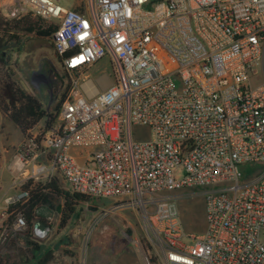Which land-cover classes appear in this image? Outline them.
<instances>
[{"label":"built area","instance_id":"2783aa9c","mask_svg":"<svg viewBox=\"0 0 264 264\" xmlns=\"http://www.w3.org/2000/svg\"><path fill=\"white\" fill-rule=\"evenodd\" d=\"M16 1L9 18L58 26L55 81L70 88L10 164L0 258L26 244L22 185L58 175L135 212L148 264H264V169L244 173L264 166V0ZM103 59L112 76L98 88L87 73ZM199 187L184 195L204 199L202 234L184 230L178 194Z\"/></svg>","mask_w":264,"mask_h":264},{"label":"rangeland","instance_id":"374dc122","mask_svg":"<svg viewBox=\"0 0 264 264\" xmlns=\"http://www.w3.org/2000/svg\"><path fill=\"white\" fill-rule=\"evenodd\" d=\"M60 3L69 8L73 0H61ZM17 6L16 0H0V13L7 19H12L7 14ZM4 42L5 40L0 42V46L3 45L0 47V58L7 61L15 79L41 99L49 116L56 118L64 87L59 89L55 81L57 72H61V66L54 52L52 39L21 35L19 40ZM43 70L50 71L48 78L40 74ZM87 75L99 88V79L112 76L110 63L107 59L101 60ZM46 118L34 127L30 132L31 136L43 135ZM24 141L20 131L0 113V206L4 205L6 196L14 193L15 177L10 164ZM36 161L41 163L45 159L39 157ZM202 189L199 187L178 192L183 194L179 206L186 232L202 234L206 230L204 199L185 198L184 195ZM62 206L63 201L57 203L56 209L51 211L45 208L40 213L51 222L50 234L39 244L40 252L47 258L46 264H148L136 236L133 232L132 235L128 233V229L132 227L137 231L140 228L135 212L121 208L112 200L89 199L86 203L77 205L75 214L62 227ZM138 232L143 247L146 248L142 235ZM22 255V250L15 246L13 253H5L0 262L8 257L5 264H21V259L17 257L21 258Z\"/></svg>","mask_w":264,"mask_h":264},{"label":"trees","instance_id":"16d2710c","mask_svg":"<svg viewBox=\"0 0 264 264\" xmlns=\"http://www.w3.org/2000/svg\"><path fill=\"white\" fill-rule=\"evenodd\" d=\"M57 28L56 24L48 23L31 12L20 18L12 19H7L0 13V42L19 40L21 35L52 39ZM2 46L1 44L0 47ZM57 84L59 89L64 87L59 100L60 105L70 87L69 84L63 82ZM0 113L20 131L25 140L31 137L30 132L34 127L49 116L41 99L29 92L15 79L13 70L7 66V61L3 58H0ZM41 139L42 136H38L37 142H40ZM256 168L264 169V166L260 165L255 168L247 166L244 168L245 175L249 176ZM65 187L66 184L58 175L44 181L28 179L22 185V189L29 192V198L25 205L19 206L17 209L26 216L29 226L27 233L30 232V236L35 229L34 226L39 222L51 227V222L39 214L41 208L52 211L56 209L57 203L63 201L61 225L64 227L75 214L77 205L92 199L81 194L70 193ZM128 233L132 235V229H128ZM25 243L31 245L35 250H40L39 244L34 241L26 239ZM0 264H4V262H0Z\"/></svg>","mask_w":264,"mask_h":264},{"label":"crops","instance_id":"0c3cea01","mask_svg":"<svg viewBox=\"0 0 264 264\" xmlns=\"http://www.w3.org/2000/svg\"><path fill=\"white\" fill-rule=\"evenodd\" d=\"M96 93H97V91H95L94 93H91L90 95H87V97H92ZM40 158H44L45 161L43 163H47V158L46 157L41 156ZM65 188L68 190L67 186ZM43 209H45V208H41L39 210V214L41 213V211ZM45 219L48 220L47 218H45ZM36 225H38V228L41 229V230H47V234L44 236V238L47 237L50 234V228L51 227L47 226L45 223L39 222ZM36 225L34 226V228L36 227ZM28 234H29V236H28ZM30 235H31L30 232L27 233L26 236H25V240L28 239V240H31V241H34V242L40 244L41 241L44 239V238L40 239V238L36 237L35 234H34V231L32 233V236H30ZM14 248H15V246L13 245V247L11 249L14 250ZM20 249L22 250V253H24V255H22L21 258L17 257L18 259H21V264H46L47 258H45V254L41 253L42 251L40 252V250H35L31 245H27V244H25L24 248H20ZM9 252H10V250H9ZM37 253H38V256H37ZM8 259L9 258L7 257V260ZM7 260L6 259L4 260V264L7 262Z\"/></svg>","mask_w":264,"mask_h":264},{"label":"bare ground","instance_id":"6f19581e","mask_svg":"<svg viewBox=\"0 0 264 264\" xmlns=\"http://www.w3.org/2000/svg\"><path fill=\"white\" fill-rule=\"evenodd\" d=\"M100 81H101V83L102 84H104V85H106L105 83V79L104 78H102V79H100ZM86 89H87V91H89V93H94L96 90L92 87V85L90 84V83H88L87 85H86ZM18 165L19 166H22V162H18Z\"/></svg>","mask_w":264,"mask_h":264},{"label":"flooded vegetation","instance_id":"af4514ba","mask_svg":"<svg viewBox=\"0 0 264 264\" xmlns=\"http://www.w3.org/2000/svg\"><path fill=\"white\" fill-rule=\"evenodd\" d=\"M40 74H41V75L43 74V76H45V77L48 78V77L50 76L51 73H50V71H48V70H43L42 73H40Z\"/></svg>","mask_w":264,"mask_h":264},{"label":"water","instance_id":"95a60500","mask_svg":"<svg viewBox=\"0 0 264 264\" xmlns=\"http://www.w3.org/2000/svg\"><path fill=\"white\" fill-rule=\"evenodd\" d=\"M36 227L38 228V225H36Z\"/></svg>","mask_w":264,"mask_h":264}]
</instances>
